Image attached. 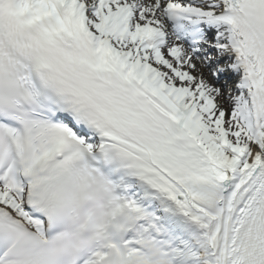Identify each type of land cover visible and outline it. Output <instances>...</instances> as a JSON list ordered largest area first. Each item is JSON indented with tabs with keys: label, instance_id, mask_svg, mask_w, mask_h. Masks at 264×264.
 <instances>
[{
	"label": "snow or ice",
	"instance_id": "1",
	"mask_svg": "<svg viewBox=\"0 0 264 264\" xmlns=\"http://www.w3.org/2000/svg\"><path fill=\"white\" fill-rule=\"evenodd\" d=\"M0 264H264V0H0Z\"/></svg>",
	"mask_w": 264,
	"mask_h": 264
}]
</instances>
